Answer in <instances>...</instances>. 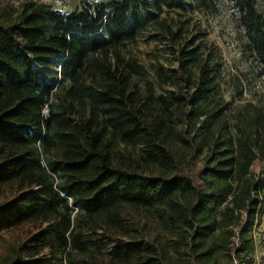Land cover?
I'll list each match as a JSON object with an SVG mask.
<instances>
[{
	"label": "trees",
	"instance_id": "obj_1",
	"mask_svg": "<svg viewBox=\"0 0 264 264\" xmlns=\"http://www.w3.org/2000/svg\"><path fill=\"white\" fill-rule=\"evenodd\" d=\"M225 1L264 77V9ZM151 10L179 17L164 31L175 67L158 69L162 92L141 90L144 68L123 56ZM187 10L188 0L0 9V264H253L264 101L225 97L230 83L242 98L247 78L229 82L220 51L187 36Z\"/></svg>",
	"mask_w": 264,
	"mask_h": 264
},
{
	"label": "rangeland",
	"instance_id": "obj_2",
	"mask_svg": "<svg viewBox=\"0 0 264 264\" xmlns=\"http://www.w3.org/2000/svg\"><path fill=\"white\" fill-rule=\"evenodd\" d=\"M28 0H0L1 10L19 9L22 3ZM40 4H45L53 9L64 12L81 10L85 5L96 4L107 0H31ZM261 9H264V0H258ZM144 17L148 21L146 34L137 43L129 46L123 51V56L138 63L144 68V77L133 79L141 90L145 83L150 81L155 84L156 90L162 92L157 84V71L163 68L169 73L175 67L174 58L171 54L169 41L165 39L164 31L167 28L177 26L179 19L175 12H162L160 14L151 10L144 12ZM172 18L175 20H172ZM183 27L188 30V37H193L196 41H203L217 48L225 63V71L229 78L238 75L245 80L244 95L240 98L230 83L224 86V95L228 100H233L234 105L242 100H253L256 97L264 101V77L257 73L251 64V60L244 56L242 49L244 39L242 31L235 22L234 10L225 0H218L216 11H207L197 4L188 0V10L184 13ZM160 23V24H158ZM243 73V74H242ZM232 81V80H231ZM256 92V93H255ZM121 151L128 153L124 145L119 146ZM58 153L53 150L47 155L48 159H56ZM248 228L252 232L254 240L253 264H264V211L260 213L259 220L249 222ZM151 235H162V239H168L157 224H153ZM10 239L9 235L5 239Z\"/></svg>",
	"mask_w": 264,
	"mask_h": 264
}]
</instances>
